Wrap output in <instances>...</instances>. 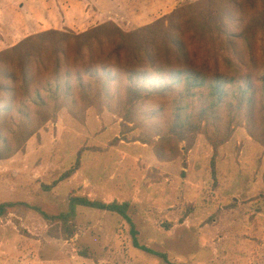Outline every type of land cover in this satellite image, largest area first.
<instances>
[{"label": "rangeland", "instance_id": "rangeland-1", "mask_svg": "<svg viewBox=\"0 0 264 264\" xmlns=\"http://www.w3.org/2000/svg\"><path fill=\"white\" fill-rule=\"evenodd\" d=\"M191 1L0 0V51L47 30L78 34L112 21L131 31ZM214 2L243 21L264 7V0ZM191 31L181 38L199 52ZM201 42L206 50L225 47L214 35ZM159 105L162 99H144L126 105L128 112L93 103L51 113L20 150L0 160V203L22 202L49 214L65 212L71 195L126 203L137 244L166 254L169 262L264 264L262 136L237 119L217 148L213 181L211 146L203 135L188 151L171 135L155 136L149 109ZM79 150V169L43 190L74 164ZM73 224L69 240L56 239L33 210L7 209L0 218V264H168L134 247L129 225L114 213L78 206Z\"/></svg>", "mask_w": 264, "mask_h": 264}, {"label": "trees", "instance_id": "trees-1", "mask_svg": "<svg viewBox=\"0 0 264 264\" xmlns=\"http://www.w3.org/2000/svg\"><path fill=\"white\" fill-rule=\"evenodd\" d=\"M189 29L203 50L189 49V38H181ZM207 35L223 38L225 47L206 50L201 38ZM144 99L163 100L149 109L155 136H173L184 143V151L204 136L211 146L213 181L217 148L229 139L236 121L244 119L264 143V7L243 21L231 11L223 13L214 0H194L131 31L112 21L78 34L47 30L0 51V160L12 157L61 108L77 111L96 103L128 112L126 105ZM80 155L81 150L74 164L43 190L71 177L80 167ZM17 206L33 210L49 226L47 234L63 240L75 234L76 207L114 213L129 225L134 247L179 264L137 244L126 203L71 195L65 212L49 214L22 202H1L0 218Z\"/></svg>", "mask_w": 264, "mask_h": 264}, {"label": "crops", "instance_id": "crops-1", "mask_svg": "<svg viewBox=\"0 0 264 264\" xmlns=\"http://www.w3.org/2000/svg\"><path fill=\"white\" fill-rule=\"evenodd\" d=\"M191 2H192V1H191ZM141 4H142V5H148V3H147V2H145V3H144V2H142Z\"/></svg>", "mask_w": 264, "mask_h": 264}]
</instances>
